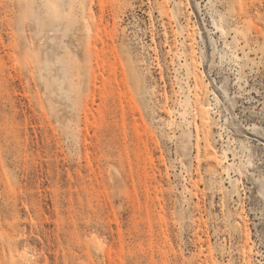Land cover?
I'll list each match as a JSON object with an SVG mask.
<instances>
[{
    "label": "rangeland",
    "instance_id": "rangeland-1",
    "mask_svg": "<svg viewBox=\"0 0 264 264\" xmlns=\"http://www.w3.org/2000/svg\"><path fill=\"white\" fill-rule=\"evenodd\" d=\"M2 230L0 264H264V0H0Z\"/></svg>",
    "mask_w": 264,
    "mask_h": 264
},
{
    "label": "bare ground",
    "instance_id": "bare-ground-1",
    "mask_svg": "<svg viewBox=\"0 0 264 264\" xmlns=\"http://www.w3.org/2000/svg\"><path fill=\"white\" fill-rule=\"evenodd\" d=\"M82 26H83V28H84V30H85V32H86V35H88V34H90L91 33V31H92V27H91V25H90V22L88 21V19L87 18H84L83 19V21H82ZM140 35V34H139ZM138 35V37H140ZM151 35H152V33H151ZM152 38H153V35L151 36ZM141 38V37H140ZM97 56H100V55H97ZM159 62V61H158ZM156 63V65H159V63ZM186 74H187V76L190 74V72L187 70L186 71ZM209 90V87H208V82H205V92H207ZM195 109H197V107H195ZM209 116H211L210 114H209ZM0 233L1 234H4V233H7L6 231H4V230H2V231H0ZM0 234V235H1ZM7 235V237H5V245H6V247H7V250H8V253H7V261H6V264H23V261H22V259H20L18 256H17V254L14 252V248H13V242H14V239H13V237H11L10 236V234H6ZM5 235V236H6ZM12 235H14V234H12ZM15 237V236H14ZM2 239V238H1Z\"/></svg>",
    "mask_w": 264,
    "mask_h": 264
}]
</instances>
